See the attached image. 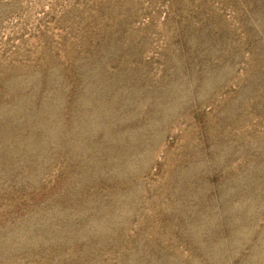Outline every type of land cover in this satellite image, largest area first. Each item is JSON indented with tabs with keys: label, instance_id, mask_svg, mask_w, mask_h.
I'll list each match as a JSON object with an SVG mask.
<instances>
[{
	"label": "rangeland",
	"instance_id": "obj_1",
	"mask_svg": "<svg viewBox=\"0 0 264 264\" xmlns=\"http://www.w3.org/2000/svg\"><path fill=\"white\" fill-rule=\"evenodd\" d=\"M0 264H264V0H0Z\"/></svg>",
	"mask_w": 264,
	"mask_h": 264
}]
</instances>
